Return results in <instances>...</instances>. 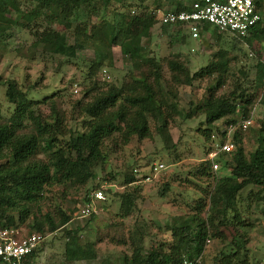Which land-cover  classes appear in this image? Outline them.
<instances>
[{
    "label": "rangeland",
    "instance_id": "obj_1",
    "mask_svg": "<svg viewBox=\"0 0 264 264\" xmlns=\"http://www.w3.org/2000/svg\"><path fill=\"white\" fill-rule=\"evenodd\" d=\"M188 4L190 0H155L139 4L135 0H111L103 10L94 3L93 14L80 21V25L89 31L104 18L110 21L113 14L129 15L148 14L159 9L171 10L175 2ZM23 13H30L35 8L32 0H17ZM16 22L12 29L0 36V117L8 119L13 105L5 96L6 82L13 81L18 90L31 101L30 110L34 115L49 116L57 114L61 119L65 138L82 131L81 105L89 102L94 92L85 94L84 88L95 82L98 90L104 91L108 85L119 87L122 83L141 79L138 67L129 64L119 53L118 47L111 48V67L100 68L91 81L85 79L87 61L93 53L89 48L77 50V59L65 62L58 56L48 53L47 48L35 46L40 32L51 29L56 35L73 39L71 23L68 29L57 23H48L43 14L32 22H26L21 14L10 13ZM154 26L149 38L141 40L143 51L161 65L163 81L170 78L167 63L176 60L186 67L189 75L203 68L209 62L217 60L221 53L225 55L227 66L221 78V86L214 96L227 95L237 89H244L253 102L251 117L253 124L239 135V145L245 156L253 151L257 141V128L263 117V108L258 104L259 91L254 83V64L258 58L264 61V50L253 41H239L227 35L207 31L196 41L191 39L169 43V39ZM264 46V44H263ZM262 46V47H263ZM216 82L215 74L191 82L190 85L171 84L175 93L172 101L177 105V112L170 113L166 127L158 129L159 124L149 119L148 135L138 139L131 137L123 143L121 137L112 133L104 139L101 146V160L91 169L92 177L83 185L66 182L53 183L41 192L39 201L40 214H48L56 220L58 210L70 217L69 221L48 236L40 245L36 264H122V257L127 258L133 248L142 247L141 253L150 249L167 251L174 240L170 229L174 225H184L187 217L197 214L205 219L208 208V196L214 178L229 175V167L216 161L217 169L210 172V177L200 178L194 169L206 160L207 153L218 142L219 134L228 118L216 121L207 127L204 115L194 112L185 118L187 111L205 99ZM166 91V89H164ZM238 121L237 115L231 117ZM28 128V123H24ZM209 130L208 139L204 131ZM234 144V143H233ZM235 147V144H234ZM36 159H43L37 154ZM220 159L229 161L225 155ZM162 164L164 169L155 172L150 181H142V176L153 167ZM136 170V172H134ZM135 173V174H134ZM132 175L135 182L126 185L124 179ZM166 188V190H165ZM93 189H100L105 200L96 204V211L90 217L81 218L80 209ZM163 191V192H162ZM132 196L131 213L121 216L120 194ZM163 193V196L159 194ZM201 203L203 209L197 211ZM237 218L228 213L224 222L214 228H208V236L199 255L201 264H211L212 258L220 252L236 250L234 240L242 242L241 252L246 255L248 264H256L264 256V187L247 186L243 188L236 201ZM30 219L19 224L20 232L27 233L26 225ZM78 230V239L82 244H91L90 251L95 258L89 261L69 262L64 258V248L69 241L65 232Z\"/></svg>",
    "mask_w": 264,
    "mask_h": 264
},
{
    "label": "trees",
    "instance_id": "obj_2",
    "mask_svg": "<svg viewBox=\"0 0 264 264\" xmlns=\"http://www.w3.org/2000/svg\"><path fill=\"white\" fill-rule=\"evenodd\" d=\"M32 1L35 3L33 11L23 13L17 0H0V36L16 24L9 17L10 13L21 14L27 23L34 21L42 13L46 22H55L65 29L73 22L75 27L72 42L64 35L58 36L47 28L39 33L35 46L47 48L48 53L58 56L65 62L72 58L75 61L77 50L91 49L93 57L87 61L85 74L88 81L92 80L100 68L111 67V48L118 47L123 58L129 64L138 67L141 79H131L119 87L108 85L104 91L98 90L95 82H91L89 87L84 88V92L95 93L89 102L80 107V113L84 117L81 121L82 131L77 130L73 137L67 138L62 132L61 119L57 114L34 115L30 110L31 101L25 98V94L17 89L13 81L6 82L5 96L13 105V109L8 119L2 120L0 117V226L20 228L19 224H24L26 219H30V223L26 225L27 233H53L63 227L70 219L64 212L58 210L54 221L48 214H40L39 201L42 190L53 183L69 182L83 185L92 177L91 169L102 158L103 140L108 139L114 132L121 137L123 143L133 136L138 139L144 138L149 132V119L159 124L158 129L162 132L169 114L177 112V105L172 101L175 93L171 90V84L188 86L195 80L215 74L216 82L208 91L207 97L185 115L188 119L194 112L202 113L207 127L223 118H228L224 126L235 124L237 118H231L234 115H237L238 120L252 115L250 112L254 101L244 89L214 96L216 89L221 86V78L227 66L223 53L217 60L209 62L191 75L182 63L176 60L169 61L167 67L170 78L168 82L163 81L160 63L147 55L141 47V40L150 37L151 28L156 23L152 14L155 9L148 14L132 16L115 12L110 21L102 18L85 32L79 24L80 20L84 17L88 19L89 14H93L94 3L99 4L104 10L111 0ZM135 1L142 4L155 0ZM188 4L176 1L173 10H186ZM256 5L261 11V22L238 39L247 43L253 41L259 49L264 50V0H257ZM156 29L169 39V43L189 39L181 24H164ZM203 30L217 33L210 25H204ZM217 34L229 36L226 33ZM254 70V83L259 91L257 102L264 112L262 59L256 60ZM25 122L28 123V128L24 127ZM256 132L258 138L255 148L246 156L239 145L238 131L232 136L234 149L229 153L217 155L216 161L229 167V175L213 179L210 192H206L209 208L204 220L197 214L187 217V223L184 225L176 224L171 227L170 234L174 243L167 251L150 249L143 255L142 247L137 245L128 258L122 257V264H181L183 259L192 260L199 256L208 236V228H214L215 220L217 224L224 222L228 213H233L232 219L237 218L235 205L239 192L247 186L264 187V114ZM204 135L208 139V129L204 131ZM219 135L218 142H221L222 133ZM37 154H42L43 159H36ZM225 155L230 157L228 162L220 159ZM210 172L214 171L211 170L210 162L206 160L194 169V174L200 178L210 177ZM124 182L126 185L132 184L135 179L129 175ZM162 194L160 192L159 196H163ZM88 196L85 203L89 201ZM119 196L121 216L126 217L133 207L132 196L125 192ZM201 208L203 209V206L199 203L196 209L199 211ZM77 233V229L65 232L69 241L63 252L65 260L69 262L93 260L95 256L90 251L91 244L80 243ZM232 242H235L236 250L218 253L212 258L211 264H248L246 255L240 250L242 242L238 240ZM39 251L40 246L30 257L35 259ZM198 264H201L200 260Z\"/></svg>",
    "mask_w": 264,
    "mask_h": 264
},
{
    "label": "built area",
    "instance_id": "obj_3",
    "mask_svg": "<svg viewBox=\"0 0 264 264\" xmlns=\"http://www.w3.org/2000/svg\"><path fill=\"white\" fill-rule=\"evenodd\" d=\"M257 0H194L186 10L155 9L152 14L155 25L181 24L188 38L196 41L205 31L204 25H210L217 33H226L233 38H242L248 31L262 20L261 11L256 5ZM253 124L252 117L228 124L221 130L222 141L216 142L207 153L206 161L210 162L212 171L217 169L216 157L221 153H229L234 149L232 136L235 131L244 133ZM164 169L158 164L144 174L142 181H150L151 176ZM89 201L79 213L81 218L90 217L95 213L96 204L105 200L100 189L91 191ZM48 234L35 232L22 234L18 227L0 226V264H36L31 254L44 242ZM199 256L192 260L183 259L181 264H198ZM256 264H264V256Z\"/></svg>",
    "mask_w": 264,
    "mask_h": 264
}]
</instances>
